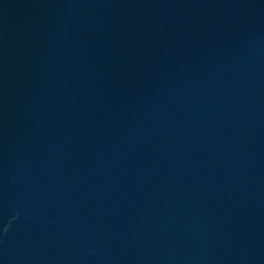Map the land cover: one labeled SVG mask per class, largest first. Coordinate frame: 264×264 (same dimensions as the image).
<instances>
[{"label": "water", "instance_id": "obj_1", "mask_svg": "<svg viewBox=\"0 0 264 264\" xmlns=\"http://www.w3.org/2000/svg\"><path fill=\"white\" fill-rule=\"evenodd\" d=\"M0 264H264V0H0Z\"/></svg>", "mask_w": 264, "mask_h": 264}]
</instances>
